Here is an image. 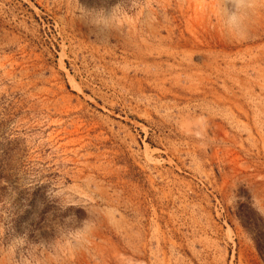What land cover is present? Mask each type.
<instances>
[{
  "label": "rangeland",
  "instance_id": "obj_1",
  "mask_svg": "<svg viewBox=\"0 0 264 264\" xmlns=\"http://www.w3.org/2000/svg\"><path fill=\"white\" fill-rule=\"evenodd\" d=\"M0 264H264V0H0Z\"/></svg>",
  "mask_w": 264,
  "mask_h": 264
}]
</instances>
